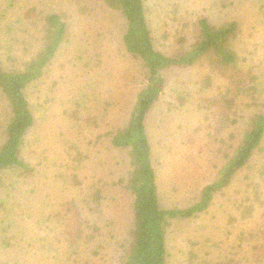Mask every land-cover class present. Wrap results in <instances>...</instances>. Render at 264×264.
<instances>
[{"label":"rangeland","instance_id":"obj_1","mask_svg":"<svg viewBox=\"0 0 264 264\" xmlns=\"http://www.w3.org/2000/svg\"><path fill=\"white\" fill-rule=\"evenodd\" d=\"M10 1L0 0V6L6 8ZM14 1L20 13L24 5L66 12L68 41L46 78L28 92L36 123L23 157L34 170L12 173L0 186V264H121L120 245L134 212L132 195L124 186L130 155L115 149L107 134L126 123L144 84L141 61L123 45L125 21L106 9L82 13L72 0ZM145 6L157 50L168 55L196 42L200 19L216 26L238 23L233 47L240 59L239 75L251 82L253 78L264 97V0H145ZM6 24H0L5 48L14 44ZM214 61L205 57L192 67L165 72L164 93L146 122L161 203L168 209L197 201L245 128V98L226 112L225 125L215 116L217 106L210 99L218 98L233 74ZM5 113L0 97V135ZM263 163L257 156L252 164L255 182L260 181ZM244 175L218 194L206 213L172 222L168 264H193V257L198 263L206 256L264 264L254 262L257 256L252 253V246L260 243L255 251H264V239L253 236L264 229V203L244 212L250 204L243 192ZM97 190L103 193L102 213L84 215L97 220L100 232L92 242L68 251L62 225L53 215L65 202L88 201ZM259 190L264 191V182Z\"/></svg>","mask_w":264,"mask_h":264},{"label":"trees","instance_id":"obj_2","mask_svg":"<svg viewBox=\"0 0 264 264\" xmlns=\"http://www.w3.org/2000/svg\"><path fill=\"white\" fill-rule=\"evenodd\" d=\"M16 3L12 0L6 8L0 6V24L7 22V34L11 35L14 43L7 48L0 44V97L6 105L0 135V186L12 173L28 175L34 170L23 157L27 136L36 123L28 92L46 78L51 64L68 41L66 12L60 9L41 11L38 7L24 5L20 13L15 9ZM72 4L85 14L96 9L118 13L125 21L124 48L142 63L144 84L136 94L128 119L122 127L107 134L115 149L126 150L130 155L131 169L124 186L132 195L134 212L132 224L120 245V263L168 264V232L172 222L195 219L206 213L216 196L231 187L240 173L246 172L243 192L250 203L248 206L243 204L244 212L249 213L257 202L264 203V191L259 190L260 182H264V163L258 172L259 183L254 181L252 173L256 157L260 156L264 161V97L259 94L253 78L251 82L239 75L240 59L233 47L239 25L230 22L216 26L207 19H200L196 42L182 53L168 55L157 50L145 0H72ZM25 23L30 29H26ZM211 56L215 65L233 74L218 98L210 99L217 106L215 116L218 122L222 125L227 123L226 112L230 113L241 98L246 99L242 105L248 109L247 121L241 138L235 146L229 147L216 178L202 188L197 201L186 208L168 209L161 203L146 122L164 93L165 72L192 67L199 60ZM88 198L82 202L67 201L62 210L53 215L62 225L68 251L81 243L92 242L100 232L97 220L92 221L84 212L101 214L103 193L97 190ZM253 236L264 239V229H257ZM261 244L252 246V253L257 256L254 262H264V251H255L261 248ZM209 259L206 256L195 263L193 257L192 263L239 264V261L224 256Z\"/></svg>","mask_w":264,"mask_h":264}]
</instances>
